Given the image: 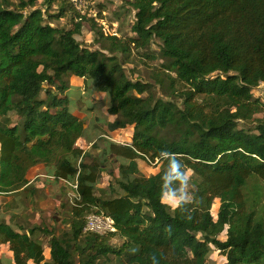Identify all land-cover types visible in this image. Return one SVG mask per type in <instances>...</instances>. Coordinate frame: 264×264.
Masks as SVG:
<instances>
[{
    "label": "trees",
    "instance_id": "obj_1",
    "mask_svg": "<svg viewBox=\"0 0 264 264\" xmlns=\"http://www.w3.org/2000/svg\"><path fill=\"white\" fill-rule=\"evenodd\" d=\"M39 1L0 0V196L28 190V172L37 165L67 187L77 183L72 239L85 234V215L97 211L118 230L87 239L95 254L79 264L124 251L127 264H207L214 251L227 264H264L260 189L246 193L251 180L264 183V117L254 118L264 104L253 95L264 84V0H128L135 9L129 38L107 34L67 0ZM70 12L77 15L71 29L53 25ZM86 21L96 50L77 40ZM148 49V59L165 61L153 80L169 83L167 98L127 74L134 50ZM74 77L110 96L108 112L118 117L111 132L133 128L130 144H107V156L125 161L111 197L97 194L104 164L87 152L95 143L84 140L85 121L69 108ZM239 121L256 122V132ZM162 151L195 178L191 199L175 208L162 195L168 166ZM139 160L154 164L156 173L142 176ZM182 186L172 180L164 190L179 194ZM38 231L0 221V244L8 245L14 264H77L70 242L53 234L46 262ZM115 236L126 239L123 250L97 244Z\"/></svg>",
    "mask_w": 264,
    "mask_h": 264
},
{
    "label": "rangeland",
    "instance_id": "obj_2",
    "mask_svg": "<svg viewBox=\"0 0 264 264\" xmlns=\"http://www.w3.org/2000/svg\"><path fill=\"white\" fill-rule=\"evenodd\" d=\"M39 1V6L41 2ZM100 5V8H99ZM102 8V9H101ZM95 9L98 11L101 9L105 12L103 16L104 22H106V28L109 30L107 34L114 35L117 34L120 38H129L133 36L132 25L135 18V9L130 4L128 0H95ZM55 11V10H53ZM58 12L56 11L55 14ZM73 13H67V16L61 20L53 21V25L62 29H71L73 27V22L75 19ZM95 35L91 31L90 23L85 22L83 24V30L81 35L77 36V40L84 46L96 50L99 48L94 42ZM152 51L156 52V55H159V49L156 44L151 46ZM148 50H140L133 52V63L129 64L126 67L127 74L130 78L134 80H142L153 84L154 90L153 94L156 97L167 98L166 96L170 92V85L166 81L165 87H160L155 84L153 76L155 72L165 71L163 64L165 61L160 60V58L152 60L146 57ZM168 73V72H167ZM175 76V74H173ZM76 81L81 80L74 77ZM71 84V80H70ZM77 84H80L81 87L77 85L70 86L67 95L70 100V111L76 116H80L85 121L86 129L89 132V138L95 143V146H89L87 152L93 157H98L101 162L104 164V171L101 175L100 184L98 186L97 194H103L105 191L107 197H111V192L109 188L117 189L116 180L118 179V168L120 162H125L123 159H117L112 155L107 156V144L108 142H115L118 144L126 145L131 143V136L133 134L132 126L127 127V129L117 130L111 132L108 128L109 124L114 122L118 117L112 116L108 109L110 107V96L108 94H100L94 87L92 81L81 80ZM253 95L256 99H259L264 104V84L262 83L258 88L253 91ZM45 97V92L41 94V98ZM264 117V108L262 112L254 116L255 119H262ZM16 120V119H15ZM257 123L254 121H239V128L244 129L248 132H256ZM140 174L142 176H150L156 173V167L154 164L151 165L147 161L139 160L138 161ZM190 182L186 186H182L180 191L187 195L190 200V192L193 190V182L195 178L189 173ZM69 187V186H68ZM67 187L66 191L63 192V196L58 198L59 203H57L55 198L46 200L49 210H52L49 213V218L51 219L50 223L43 224L42 226H33L31 222L32 213L23 212L24 207H27V210L30 208L34 209L41 213L39 203L35 202V198H31L23 194L22 196H0V221L9 222L13 217V221L19 223L20 226L24 228H41L43 231L36 232V238L39 239L46 251V256H48V262H50V248L49 241L51 240L53 234L56 237L61 239H67L70 242V245L73 246V259L79 264L82 261L88 260L91 256L95 254L94 250L89 249V246L86 245V240L91 239L95 235H83L77 242L72 239L71 231V210L75 202V197L73 196L72 189ZM259 187V188H258ZM260 189L261 197L259 198V204L257 206V211L264 215V183L251 180L246 193H251ZM69 190V191H68ZM71 193V195L69 194ZM45 194V193H43ZM43 200L46 199V195L41 196ZM33 199V200H32ZM41 199V201H42ZM32 201V202H31ZM218 207L220 206V201L217 200ZM21 212V213H18ZM16 213V215H15ZM214 216H217V212H212ZM88 214L85 215V219ZM17 219V220H16ZM13 225V224H12ZM46 230V232H44ZM48 233V234H47ZM47 234V235H46ZM101 237V236H100ZM222 240H226L225 234L221 236ZM93 240H95L93 238ZM103 240V245H107L113 250L120 251L123 250L124 244L127 242L125 238L121 236H115L111 239L99 238L97 244L101 243ZM12 253L7 246L0 244V258H2L5 264H13L11 262ZM94 264H127V253L123 255L109 254L108 256L99 257ZM207 264H227V259L219 251H214L208 259Z\"/></svg>",
    "mask_w": 264,
    "mask_h": 264
},
{
    "label": "crops",
    "instance_id": "obj_3",
    "mask_svg": "<svg viewBox=\"0 0 264 264\" xmlns=\"http://www.w3.org/2000/svg\"><path fill=\"white\" fill-rule=\"evenodd\" d=\"M78 79H80V78H78ZM70 80H71V86L77 85V86L81 87L80 84H77V83H78V81H81L83 79L76 81L74 78H71ZM100 94H102V93H100ZM80 118H82V117H80ZM88 136H89V132H87V134L84 138V140L87 142H89L88 140H91V138H89ZM27 179L29 181L28 186H30L28 190H26V191L21 190L15 194L5 195V196H16V195L22 196L23 194H26V196H28L30 198L33 196L35 198V202L39 203L41 213H39L38 211L34 212L33 208H30L29 210H27V207H24L23 212L32 213L34 215L31 218L32 225L40 227L43 224L51 222V219L49 218V213L52 210H49L46 200H48V198L50 199V197H51L50 195H52V198H55L57 201L58 198H61V195L63 196V192L64 193L67 192L66 191L67 186L65 184L61 183L60 181L55 180L54 177L52 176V174L50 173V171L48 169H46V167L44 165H37V166L33 167L32 169H30V171L28 172V175H27ZM43 193H45V194H43ZM42 195H46L45 200L42 199V197H41ZM41 199H42V201H41ZM57 203H59V200L57 201ZM18 213H21V212H18ZM15 215H16V213H15ZM13 217L14 216L12 215V218H11L12 220L9 221L8 223H12L13 226H15V228H17V229L24 228V227L20 226L19 223L15 222V220L13 221ZM25 229H28V228H25ZM1 246H3V245L1 244ZM5 246L8 247V245H5ZM8 249H9V247H8ZM11 262L14 264L13 253L11 256ZM46 262H48V258H46ZM29 264H34V263L30 262Z\"/></svg>",
    "mask_w": 264,
    "mask_h": 264
},
{
    "label": "built area",
    "instance_id": "obj_4",
    "mask_svg": "<svg viewBox=\"0 0 264 264\" xmlns=\"http://www.w3.org/2000/svg\"><path fill=\"white\" fill-rule=\"evenodd\" d=\"M71 7L81 16H89L94 18L99 25L103 26L105 32H109L106 28V22L103 20L105 16L104 11H97L95 9V0H67ZM115 35V34H114ZM69 188L73 191V196L76 200H79L78 195V184L77 183H68ZM71 195V193H69ZM76 200L73 205H75ZM117 227L115 220L104 213L103 211H97L91 213L87 216L84 233L91 234L96 236H108L117 233Z\"/></svg>",
    "mask_w": 264,
    "mask_h": 264
},
{
    "label": "clouds",
    "instance_id": "obj_5",
    "mask_svg": "<svg viewBox=\"0 0 264 264\" xmlns=\"http://www.w3.org/2000/svg\"><path fill=\"white\" fill-rule=\"evenodd\" d=\"M160 156L168 161L167 171L162 175L164 181V184L161 186L163 198L173 207L179 206L188 199L183 190L178 194L171 188L167 191L164 189L172 180H178L181 185L186 186L189 182V173L184 170L183 162L175 154L162 151Z\"/></svg>",
    "mask_w": 264,
    "mask_h": 264
}]
</instances>
